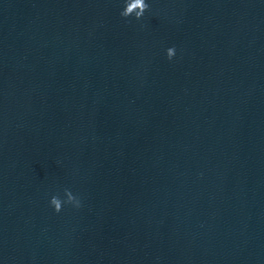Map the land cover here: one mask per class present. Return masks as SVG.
<instances>
[{
  "label": "water",
  "instance_id": "obj_1",
  "mask_svg": "<svg viewBox=\"0 0 264 264\" xmlns=\"http://www.w3.org/2000/svg\"><path fill=\"white\" fill-rule=\"evenodd\" d=\"M145 2L0 0V264H264V0Z\"/></svg>",
  "mask_w": 264,
  "mask_h": 264
},
{
  "label": "clouds",
  "instance_id": "obj_2",
  "mask_svg": "<svg viewBox=\"0 0 264 264\" xmlns=\"http://www.w3.org/2000/svg\"><path fill=\"white\" fill-rule=\"evenodd\" d=\"M139 4H140V11H138L136 13V18L139 19L140 17H142V15L144 14L145 10L148 7V4L145 2V0H139ZM120 16L121 17H126L128 14L125 10H121L120 11ZM165 55L166 58L171 60L173 58V56L175 55V49L173 47H169L167 49H165ZM48 204L51 207V209L53 210V212H60L62 205L63 206H67V205H71L72 207H76L78 208L80 206V200H76L75 202L68 204L67 202H59L55 199H48Z\"/></svg>",
  "mask_w": 264,
  "mask_h": 264
}]
</instances>
